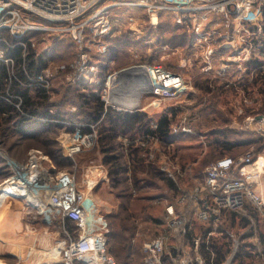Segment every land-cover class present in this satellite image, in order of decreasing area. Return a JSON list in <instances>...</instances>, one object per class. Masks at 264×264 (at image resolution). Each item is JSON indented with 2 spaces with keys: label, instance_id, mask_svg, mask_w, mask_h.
Segmentation results:
<instances>
[{
  "label": "built area",
  "instance_id": "1",
  "mask_svg": "<svg viewBox=\"0 0 264 264\" xmlns=\"http://www.w3.org/2000/svg\"><path fill=\"white\" fill-rule=\"evenodd\" d=\"M122 7L144 9L155 29L164 13L171 16L177 26L186 29L190 38L187 49L192 55L181 59L182 68L195 61L201 66L202 74L224 79L226 87L235 84L230 82L232 80H225L227 73H240L237 81H252L255 72L264 69V62L253 66L255 60L264 61V0H0V43L8 45L3 34L10 33L27 48L23 39L30 33H38L42 37L38 47L40 53L50 51L55 35L70 37L80 47L79 61L74 65L48 67L39 75H32L24 69L23 78L16 71L15 60L0 47V62L8 68V101L17 109H22L20 96L11 93L14 82L23 87L51 90L57 74L71 67L70 85L88 84L89 77L90 80L96 79L100 67L93 63L90 50L98 43L96 40H108L113 34V12ZM92 36L95 41L86 44ZM33 48L36 49L34 42ZM108 48L103 51L100 47L97 51L105 53ZM164 48L169 49V46ZM144 66L152 85L148 94L154 97L150 106L160 108L165 101L190 92V85L183 74L163 65ZM109 83H116V73L109 77ZM109 83L106 96L102 95L106 106L119 112H133L135 108L124 109L116 103L111 104L112 91L116 86L112 88ZM244 86L240 89L243 102L248 105L250 96L244 92ZM255 115L249 116L247 121L264 138V116ZM88 127L91 129L89 133L78 126L74 131L62 134L59 141L67 158L74 160L87 150L99 147L97 126L91 124ZM191 132V127L183 124L173 128L174 135ZM0 151H3L0 155L8 161L12 173L0 183V193L15 182H22L33 175L35 180L31 188L37 202L27 199L25 211L32 219H39L53 227L62 237L38 264H118L109 250L110 229L101 206L89 196L90 190L78 186L75 173L58 169L53 160L39 149L30 150L27 162L12 159L1 148ZM260 159V156L255 159L254 153H249L240 158L227 156L210 165L206 169L203 185L196 187L192 195L199 218L205 221L210 216L220 217L227 211L243 214L249 203L263 211L264 198L257 191L264 176V164L260 163ZM21 170L25 174H20ZM162 170L175 180L168 164H164ZM205 191L211 200V204L206 206L202 204ZM15 194L2 196L6 201L20 199L18 193ZM187 198L185 195L180 202L184 204ZM168 221L171 231L181 235L189 233L187 217L173 205L168 208ZM166 241L164 237H159L147 242L145 255L138 264H168L165 258L168 251ZM201 242V237L194 238L196 253ZM237 251L238 246L232 249L223 264H232ZM179 264L214 263L197 256L195 260L188 258Z\"/></svg>",
  "mask_w": 264,
  "mask_h": 264
},
{
  "label": "rangeland",
  "instance_id": "2",
  "mask_svg": "<svg viewBox=\"0 0 264 264\" xmlns=\"http://www.w3.org/2000/svg\"><path fill=\"white\" fill-rule=\"evenodd\" d=\"M22 14L25 17L24 13ZM113 25L114 32L110 38L108 40H96L98 43L90 50L93 63L100 67V71L96 79L90 80L89 77L87 83L90 85L98 84V86L103 84L100 92L103 96H106L105 90H109L107 84L111 75L120 70L139 65H163L174 72L183 74L190 85L191 90L188 95L164 102L165 105L163 107L166 106L168 109L160 110L150 106L154 101V97L148 92L142 93L139 105L132 107V109L143 108L153 112L158 111L160 113L158 115L163 113L171 114L174 108H178L176 110L177 118L175 124L191 127V133H184L175 139L168 140L172 143L171 145L166 143L168 147L163 161L164 164H168V167H170L179 187H172L168 181L169 177L163 174L158 176H151L150 174L140 175V182L137 186L143 187L141 191L139 189L137 191L134 180L131 177L125 183L116 185L110 177L109 167L105 164V157L98 146L78 155L71 163L65 162V166L60 168V170L75 173L78 186L84 190H90L89 196L101 206L110 229V253L118 264L140 263L145 255V244L159 237H164L167 240V252L173 254L176 264L188 258L195 260L197 256L204 259L205 257L200 251L196 253L188 238L180 237L178 236L179 234L170 230L167 210L170 204L177 200L183 191L203 185L206 178V169L221 158L227 156L240 158L249 153H254L255 159L258 156L261 159L264 158V138L247 121L249 116H254L255 114L264 116V111L262 110V113L258 112L260 109H249L260 105L254 103V98L252 97L248 105L244 104L239 86L236 91H227L232 92L227 93L228 97L222 100L217 97H207L206 99L201 96L190 97L193 89L197 87L198 83L196 81L199 80L200 74L206 79L213 78L202 74L201 66L197 65L195 61L186 68L181 67V59L192 55V53L187 49L188 42L185 43V40L181 41L180 35L182 33L189 34L182 28L175 27L174 20L167 13L162 15L159 26L155 29L149 23V17L144 9L122 7L113 12ZM161 25L162 28H160ZM158 36H163L167 40L172 39L175 44H180L172 46L159 42L160 38ZM70 39V37H62L61 41L65 44ZM94 41L95 39L92 36L86 40V44ZM34 43L38 50L39 44H37V41H34ZM113 44H119L123 48L116 50L110 57L108 56L110 59L105 62L107 57L105 55H109V48L105 53H100L97 49L101 47L105 51L106 47L111 48ZM167 45L169 49L164 48ZM79 50V45L73 44V47H70L65 53L66 59H59L58 63L50 67L55 68L60 65L70 67L72 64L74 65L79 61ZM103 64L106 65V68L103 71L102 79L104 82L101 83L100 73ZM72 70L73 68L71 67L70 70L58 73L51 88L55 87L59 90V95H54L53 100L59 101V105L63 109H69L72 113H75L78 112L80 99L79 94L72 90L75 84L71 86L68 82V77L73 74ZM239 74H233L232 81H237ZM199 82L201 83V81ZM109 84L112 88L119 85L116 83L113 85ZM67 86H71V88ZM200 86L203 90L207 87L203 84ZM116 89L112 91V96ZM128 91H121L120 95H116L115 98L112 97L116 100L112 99L113 103L111 104L118 103L122 99L126 101L133 98L132 94H134V91ZM203 102H206L207 105L214 104V108L217 107V109H196V106ZM261 102L259 103L261 104ZM126 105V109H131L130 105ZM79 109L82 108L80 107ZM60 123H63L65 127L62 133L59 134V140L63 133L72 132L66 131L65 128L71 125L74 128L80 126L74 120L72 123L68 121H60ZM54 137H56V134ZM216 139L231 143H251L239 145L231 151L228 148L220 151L213 145ZM37 147L48 149L49 147L53 148V144L47 145L43 140L28 141L19 150L18 157L23 162H27L29 150ZM153 148L156 150L155 146ZM257 191L264 198V176ZM26 203L25 199L8 200L5 203V211H0L2 220L15 218L17 221L12 226L6 225L7 221L0 222V264H38L45 259L48 251L52 250L58 240L62 239L60 233L53 227L39 219H32L28 212L25 211ZM193 208L195 209V206ZM223 219L226 221L220 225L219 229L223 232L231 231V233L227 236V239H225L226 233L222 232H217L214 237L224 242L228 241L231 250L236 246L239 249L243 245L252 244V247L250 246L245 253L253 251L251 253L254 254H250L251 257L247 254L248 257L245 264H264V261L254 256L258 253L257 248L255 249L254 247L256 242L254 240H245L244 242L240 240L241 236L247 233L245 221L239 219L236 225L232 227L230 214H225ZM15 220L13 219V222ZM200 230L201 225L198 226L197 237L202 235ZM43 234L45 243L40 245L39 239ZM175 247L179 249L178 256L173 253ZM166 261L171 264V261ZM232 264L237 263L234 261Z\"/></svg>",
  "mask_w": 264,
  "mask_h": 264
},
{
  "label": "trees",
  "instance_id": "3",
  "mask_svg": "<svg viewBox=\"0 0 264 264\" xmlns=\"http://www.w3.org/2000/svg\"><path fill=\"white\" fill-rule=\"evenodd\" d=\"M162 25L160 28H162ZM175 27L181 29L177 25H175ZM182 30L186 31V29ZM180 36L181 41L185 40V43L188 42V47L190 43V38L188 37L189 35L182 33ZM3 37L7 39L8 45L0 43V47L5 50L8 57L15 60L16 71L22 78L24 77V69L29 71L32 75H39L51 65L58 63L57 61L59 59L63 58L65 60V53L70 47H73L74 44L72 39L68 40L66 42L67 44H63L61 41L62 37L55 35L52 37V41L50 43V51L40 53L37 49L33 48V42L37 41L39 44L42 39L41 35L38 33H30L23 39L27 48L20 45V41L13 38L10 33L3 34ZM159 38V42H164L172 46L180 44H175L174 40H167L163 36ZM60 46H63L62 49ZM121 48L123 47L119 44L111 45V48L109 47V55H105V57L107 56L105 58V62L110 59L108 56L110 57L112 53L116 50H120ZM25 53L26 59H24ZM263 62L264 61L255 60L253 64L261 65ZM105 68L106 65L103 64L101 66L102 71L100 73V78L102 80L101 83L104 82L102 78ZM8 78V68L4 63L0 62V148L3 149L12 159L23 162V160L18 157V152L24 144L32 140H43L47 145L53 144V148L49 147L47 149L44 147L46 149H43L37 147L34 149L42 150L53 160L58 169L63 168L66 164L65 162L71 163L72 160L64 156L63 146L60 144L58 139L59 134L62 133L65 125L54 121H68L72 123L74 120L77 124H80L85 133H89L91 131L86 124L97 126L99 134V148L102 150L105 157V164L109 167L110 177L116 185L123 184V182L125 183L128 178L131 177L134 180L137 191L138 189L141 191L143 187L137 186L140 182V175L150 174L151 176H158L163 174L169 177L168 181L172 187H179L177 182L172 179L167 172L162 170L165 151L168 147L166 146V143L171 145L172 143L168 140L175 139L179 136L173 134V128L178 126L175 124L177 118L176 110L178 108H174L173 113L171 114L163 113L160 116H155L154 114L152 115L147 111H141L139 109L134 110L133 112L127 110L119 112L106 106V102L103 100L102 94L100 93L103 88V84L98 86V84L90 85L82 83L73 86L72 90H75L79 94L80 105L77 109L78 112L72 113L69 109H63L62 106L59 105V101L53 100L54 95H59V90L55 87L51 90H45L43 88L23 87L14 82L11 93L13 95L20 96L22 100V109L19 110L8 101ZM214 83L215 82H212L210 79H207V87L205 88L206 91H204L210 93L212 90L219 89L217 92H226L225 85L217 87ZM71 86L67 87L71 88ZM244 92L250 96V98H254V103L260 105L259 107L256 106L249 109H260L258 112L263 113L264 104H262V102H264V69H260L255 72L252 82L244 86ZM217 96L218 95L215 97ZM259 102H261V104ZM80 107L82 109H79ZM205 109H214V104L208 105ZM65 129L66 131L75 130L73 125ZM55 134L56 137H54ZM124 139H126V143H124ZM144 143L145 145H143ZM248 143L251 142L231 143L229 141L216 139L213 145L217 150L223 151L228 148L229 151H231L239 145H245ZM153 146L156 147V150ZM152 155L153 158L151 159ZM147 170L151 172H148ZM10 176H12V173L8 161L0 155V183L8 179ZM195 189L196 187L191 190L183 191L180 197L170 204V206L174 205L177 209L182 210L187 217V225L190 228L187 235L179 234L178 236L188 238L194 247V238L197 237L198 226L201 225L200 231L202 234V242L200 245L201 250L199 251L204 255L205 259L209 263L213 262L214 264H223L232 252L228 241L224 242L223 240L214 237L217 232H222L226 233L225 239H227V236L231 233V231L223 232L219 229L220 225L226 221L223 219V216L225 214H230L232 227L236 225V222L239 219L245 221L246 225H250V221L242 214L230 211L222 213L220 217L210 216L205 221L201 220L193 208L194 200L192 199V195L194 194ZM185 195L188 198L185 203L182 204L180 201ZM202 204L204 206L211 204L207 191L202 194ZM252 206L256 213H258V209L254 207L253 204ZM68 225L70 228L73 227L71 223ZM249 237L250 235H244L240 240L244 242ZM250 246L252 247V244L239 247L233 262L235 261L237 264H245L247 257H251L250 254H254L251 253L253 251L245 253ZM254 247L255 249L257 248L258 252L257 255L254 256L264 261L263 235L260 237V243H255ZM178 250L179 249L175 247V251L173 253L176 256H178ZM165 258L169 262L171 261V264H176L173 254L167 252Z\"/></svg>",
  "mask_w": 264,
  "mask_h": 264
},
{
  "label": "crops",
  "instance_id": "4",
  "mask_svg": "<svg viewBox=\"0 0 264 264\" xmlns=\"http://www.w3.org/2000/svg\"><path fill=\"white\" fill-rule=\"evenodd\" d=\"M263 59H264V57H263ZM253 66H255V67H257V66H259V65H255V64H253ZM121 71V70H120ZM233 72H232V74H230V73H227L226 74V77H227V79H225V80H232L231 78H233ZM208 79H210V78H208ZM212 82H215L214 84H215V86L217 85V87H219V86H223V85H225V81H224V79L222 80H219V79H210ZM199 81H201V83L199 82ZM198 84L196 85L197 87L196 88H194L193 89V93H192V95L191 96H194V97H197V96H201V97H203L204 99H206L207 97H212V98H214L216 95H218L217 96V98H219L220 100H222L223 98H225V97H228V95H227V93H230V92H232V91H230V92H227V91H229V90H235L236 91V88H238V86L240 87H242V86H244V85H248V83H250V82H252L251 80H249V79H247V80H242V81H230V82H233V83H235L234 85H230V87H226L225 89H226V92H223V93H221V92H217V91H219V89H215V90H212L210 93H207V92H205L203 89H201L202 87L200 86L201 84H203V85H207L206 84V82H207V79L203 76V75H201L200 74V76H199V80L198 81H196ZM117 84V83H116ZM120 86V84L118 85V87ZM118 87H116V88H118ZM201 87V88H200ZM214 87V86H213ZM203 90V91H201V90ZM215 93V94H214ZM114 95L115 94H113V98H115L114 97ZM112 98V99H113ZM211 98V99H212ZM114 101L116 100V99H113ZM125 102V100L124 99H122V100H120V102H115L116 103V105H118V106H120V107H122V108H124V109H126L127 108V105L124 103ZM137 105H139V104H137ZM165 104H163L160 108H158V109H160V110H163V109H168V107H163ZM136 106V105H135ZM135 106H131V107H135ZM208 105L206 104V102H203V103H200L199 105H197L196 106V109H205L206 107H207ZM130 107V108H131ZM214 109H217V107L216 108H214ZM134 110H138L137 108H135ZM139 110H141V111H147V112H149L150 114H155V115H157V116H160V115H158V114H160L158 111L157 112H153L152 110H149V109H143V108H139ZM124 143H126V139H124ZM260 161L264 164V158H262V159H260ZM4 211H5V209H4ZM243 216H245L246 218H248V220L250 221V225L248 224L247 226H246V232L247 233H245V235L246 236H248V235H250V237L249 238H247V240H254L256 243H260V237L263 235L264 236V209H263V211H259L258 210V213H256V211H255V209L253 208V206H252V204H248V207H247V210H246V212L245 213H243L242 214ZM256 216V217H255ZM13 219L15 220V218H10V219H5V220H2V216L0 217V222L1 221H7L6 222V225H10V226H12V224L13 223H17V221L15 220V222H13ZM16 219H18V217H16ZM253 227V228H252ZM252 235V236H251ZM244 236V235H243ZM243 236H241V238L243 237Z\"/></svg>",
  "mask_w": 264,
  "mask_h": 264
},
{
  "label": "bare ground",
  "instance_id": "5",
  "mask_svg": "<svg viewBox=\"0 0 264 264\" xmlns=\"http://www.w3.org/2000/svg\"><path fill=\"white\" fill-rule=\"evenodd\" d=\"M126 90H129L130 87H125ZM121 87L119 86L118 87V90H120ZM117 90V89H116ZM115 90V91H116ZM139 89L135 88L133 89L134 91V94H132V97L131 99H127L124 103L125 104H128L130 106H135L139 103V100H140V94H139ZM114 91V97H116V95H119L118 93H115ZM128 92H131L130 90ZM261 164H263L261 161H260ZM20 174H25L24 171H20ZM38 175V173H37ZM34 180H35V177L33 175H31L30 177H27V178H24V180H19V182H15L13 186H10V187H7L5 188L1 193H0V211H4V207H5V203H6V199L2 196L4 194H15V193H18V197H20V199H25L27 201V199H30L32 201H36L35 199V195L33 194V190L31 188V185H33L34 183ZM16 195V194H15ZM44 239V234L40 236V239H39V244L42 245L45 243V241L43 240ZM39 245V246H40Z\"/></svg>",
  "mask_w": 264,
  "mask_h": 264
},
{
  "label": "water",
  "instance_id": "6",
  "mask_svg": "<svg viewBox=\"0 0 264 264\" xmlns=\"http://www.w3.org/2000/svg\"><path fill=\"white\" fill-rule=\"evenodd\" d=\"M116 83L120 84L121 89L115 91L120 95V92H125V87H130V91L137 88L139 94L152 91L151 81L147 73L146 67L139 65L131 68L123 69L116 73ZM139 95V96H140ZM3 155V151H0Z\"/></svg>",
  "mask_w": 264,
  "mask_h": 264
}]
</instances>
